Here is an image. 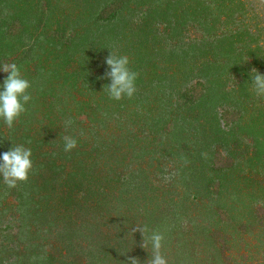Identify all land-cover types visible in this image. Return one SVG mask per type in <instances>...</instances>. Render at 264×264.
<instances>
[{"label":"rangeland","instance_id":"rangeland-1","mask_svg":"<svg viewBox=\"0 0 264 264\" xmlns=\"http://www.w3.org/2000/svg\"><path fill=\"white\" fill-rule=\"evenodd\" d=\"M150 1L138 7L132 1L111 21L112 4L104 7L98 0L0 1L6 34L0 62L20 68L33 99L25 107L36 112L29 124H0V155L13 144L30 148L33 180L49 172L36 163L55 159L65 166L48 191L53 198L48 217L39 223L24 222L20 190L0 181V264H124L128 255L144 264L151 249L140 247L142 237L134 229L149 228V214L159 219L155 231L165 237L162 254L168 264H264V156L260 163L254 158L252 136L229 141L234 151L229 156L204 118L188 116L185 108L175 112L187 90H199L195 85L203 79L168 58L171 50L194 45L196 65L211 58L221 65L216 70L229 100L218 104L215 114L231 110L240 98L232 68L240 63L250 92L242 104L250 105L243 115L249 123L264 110V98L253 95L249 76L252 68L264 74V0H200L211 7L197 17L190 16L193 9L171 2L168 25L160 16L144 20ZM168 1L156 2L159 14L169 9ZM167 27L174 29L171 37ZM219 44L234 49L233 55L210 54L220 52ZM110 50L126 55L131 70L147 59L137 50L150 54L153 65L139 66L142 82L132 98L115 101L103 93L110 83L101 79ZM177 131L181 138L173 135ZM65 135L78 141L69 153L63 150ZM259 139L263 144L264 131ZM210 154L216 155L211 162L216 167L226 165L228 157L238 164L222 189L219 174L202 166ZM81 171L94 172L92 180L106 188L111 197L106 206L97 208L99 202L84 201L82 190L59 185L68 173ZM89 211L95 214L85 215ZM85 223L97 227V234L77 230ZM72 227L74 235L64 238Z\"/></svg>","mask_w":264,"mask_h":264},{"label":"trees","instance_id":"trees-1","mask_svg":"<svg viewBox=\"0 0 264 264\" xmlns=\"http://www.w3.org/2000/svg\"><path fill=\"white\" fill-rule=\"evenodd\" d=\"M93 1H96V0H93ZM132 1L134 2V6L136 7L140 6L144 2L145 3L147 2V0H106L105 2H100L98 0V4L101 3L103 4L104 7L108 5L111 6L112 4L111 10L113 14L111 15V17L107 18V20L111 21V20H114L115 14H118V12L124 9V6H129ZM158 1L160 0H154V2L152 0L148 2V6L146 7L143 13L145 21L147 18H151L154 20L158 16H160L161 18L162 17L164 18V20L166 21V25H168L171 22L170 21L171 19L168 18V14H169L168 12L169 10H171L170 8L173 6L172 4H170L171 2L172 3L175 2V4L178 7H182L183 5L186 6L187 7L186 11L193 9V11L190 12L191 14L190 16L192 17H197V15L200 14L198 13L199 11L200 12L204 11V13L207 12L206 10L208 9L210 10V7H211V5H207L203 1L201 2L200 0H170L168 1L169 9H167L166 11L164 9L163 13L159 14L157 3H156ZM222 4L223 2L219 3L217 7H220ZM183 15L184 14L181 13L180 16L183 17ZM164 20L162 22H164ZM4 24H5L4 20L0 21V49H4L3 46L6 42V40H4L6 36L5 30H3ZM178 24L181 25L182 23L178 22ZM169 28L167 27L166 30H169L170 34L168 35L169 37H171V34L174 33V29L172 27H169ZM177 48H180V47H177ZM193 48H194V45H191V47H188V49L184 51L180 49L179 51L177 49H173L169 52V55H168V58L170 60L177 59L179 60L180 65H183L184 67L190 66L191 69H189L188 73H197L198 76L203 79V81L198 82L195 85V87L201 86L199 90L197 89L187 90V93L185 97L183 98L182 104H179L175 108V112H179L178 114L180 115L182 108H185L184 112L188 114V116L194 115L196 119L201 118V117L204 118L205 121L209 125V131L212 132V135L214 139L216 140L215 143H218L219 146L225 147V150L227 151L229 156H231L232 152L234 153V151L230 149V145H228L229 141L230 143L233 142L234 144L237 142V140L242 139L241 136L243 138L247 136L248 137L252 136L253 143L256 147V151L254 152L253 156L254 158L256 157V160L258 161V163H260L264 156V142L262 144L261 140L259 139V136H262L263 131H264V110H262V112H259L260 115L258 117H255V118L252 117L249 123H246V120L243 115L244 113L247 114V112L249 111L250 105L249 103H248L249 106H245L242 104L245 103V99L250 95V92L248 93L247 91V88H248L247 74L240 75L242 73L241 71L243 67L240 65V63H234L232 66L233 70L235 71L237 70L236 76L238 78V85H237L238 90L236 89V91H238L240 98L237 101H233V104H232L233 107L231 110L225 109L220 114H215L216 106L222 102L225 104L227 100H229L228 98L229 93L226 92L225 90L226 85L223 84L222 76L216 70L217 68L222 69V67L219 63L217 64V61L214 58L209 59L207 62H204V63L202 62L201 65H196L195 63H196L197 56L199 53L197 51L195 52ZM216 49H218L216 51H220V52L216 54L214 52H211L210 54H213V56H216L219 54L224 57L226 55V57L229 58V56L233 55L234 53L233 51L234 49H232L229 46H222V44L217 45ZM1 52H3V50H0V53ZM145 54L146 55H144L142 51L140 52L137 50V55L138 57L140 56L141 59L149 58L150 54L149 53H145ZM202 57H205V55H203ZM240 57L241 55H238V57H236V60H238ZM0 59H2L1 54H0ZM147 59L146 61H139L140 65L133 67L132 70L135 72H139L138 70L141 69L139 66L144 65L145 67V64H146V67L149 64L153 65L151 60L150 59L147 60ZM229 60H231V58ZM0 63H3V61ZM194 66H197L198 68L197 67L195 68ZM0 74H1L0 86H2L4 80L7 77V73L0 72ZM141 78L138 77L136 83L142 82ZM160 99H162V106H165V104H167L168 99L167 97L164 96V93L162 94V97ZM164 99H166V101H164ZM32 100H30L27 105L33 104ZM227 104L228 102L226 103V105ZM35 113L36 112L29 109V106H28L26 107V112L23 113L19 117L18 120L22 124H29L32 121L33 117L35 116ZM196 119L194 121H196ZM17 121L14 122V125L16 123L19 124V122ZM3 123L4 121L0 120V124H3ZM170 129L171 128L169 127V129L166 131V134L167 132L171 133ZM197 130H198V127H196L195 131ZM173 135H176L175 138H181L180 136H182V133L180 131L179 132L177 131ZM215 152H217V150H215ZM214 156L216 157L215 154ZM208 158L209 160L207 161V164L205 165V163H203L202 166L203 167L208 166L209 171H212L214 174H219V179L221 180L220 187L222 189L224 188L225 179L230 178L233 175L235 170H237L238 164L230 163L231 159L230 157H228V159L226 160L228 161V163L226 165L216 167L214 162L211 163L214 159L212 158L211 154ZM53 161H51L50 159L49 160L46 159L43 163H39V164L36 163L37 167L46 166L49 172L48 173L44 172L43 174L40 175V177H38V179H35V180L31 179L30 178L31 176H30L26 183H21L17 187L20 190L19 192H21L22 194L21 195L22 199L20 201V207H21V213H22L24 222L31 220L35 223H39V222H42L44 219H47L48 217L47 210H49V208L51 207L50 203L53 202V198L49 194L48 191H50V188L53 185V180L56 182L57 176L60 173H61L60 175H63L62 169H64L65 167L64 165H56L55 159ZM93 173L94 172L87 173L85 171H81V173H78V172L77 173L72 172L71 174L68 173V175L62 181H59V185H63V184L72 185L75 189L79 191L82 190L81 192H85L83 196V198L85 199L84 201L89 200L91 202H95V201L99 202V204L96 206L97 208L106 206L107 203L104 201L106 200L111 201L110 200L111 197L107 193L106 188L104 186H101L98 183V179L95 178V180H92ZM0 181H3V179L0 178ZM210 185H211V182H210ZM208 189H210V187ZM231 208H230V212H231ZM85 212H87V210ZM90 213L95 214V212L89 211V213H86L85 215H90ZM154 216L155 215H152V214H149L148 216L145 215L146 218L147 217L149 218V222L147 225H149L150 231L156 230L159 224L158 217H154ZM151 217L154 218L153 223H150ZM232 218L233 216H229V220H232ZM83 228L84 230L78 227L77 230L83 233L87 231L85 232L86 234L85 236L91 235V234H97V231H98L97 227H93V226L91 228L87 227V223L83 225ZM70 229H71V232L66 234L64 238L74 235V232H75L74 227ZM89 231L91 233H89ZM92 241L93 243H96L101 249L104 248L103 245L99 241L98 243L96 240H92ZM99 247H96V248L99 249Z\"/></svg>","mask_w":264,"mask_h":264},{"label":"clouds","instance_id":"clouds-1","mask_svg":"<svg viewBox=\"0 0 264 264\" xmlns=\"http://www.w3.org/2000/svg\"><path fill=\"white\" fill-rule=\"evenodd\" d=\"M105 63L108 71L101 79H108L110 83L104 85L103 93H107L110 99L120 101L127 97L132 98L137 91L136 81L139 73L131 70L130 60L126 55H119L110 50ZM0 72L7 73L2 86H0V120H3L8 128H12L14 122L26 112V107L32 99L29 94L30 82L23 78L20 68L14 62L0 63ZM251 79V92L257 98H264V74L256 68L249 73ZM67 121L66 125H70ZM30 143V142H29ZM63 150L71 152L78 146L76 138L70 135L63 136ZM32 151L22 144H13V147L0 155V178L9 189H15L21 183H26L33 170ZM134 231L140 233L142 240L140 247L144 250L151 249V254L144 264H168L162 254L164 235L159 231H151L144 226H136ZM148 252V251H147ZM149 254V253H148ZM36 258L33 257V260ZM124 264H141L139 258L126 256Z\"/></svg>","mask_w":264,"mask_h":264}]
</instances>
